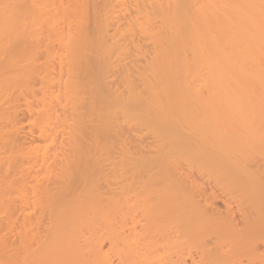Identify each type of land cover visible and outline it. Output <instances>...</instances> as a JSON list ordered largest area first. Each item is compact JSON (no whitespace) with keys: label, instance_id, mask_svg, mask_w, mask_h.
Returning a JSON list of instances; mask_svg holds the SVG:
<instances>
[{"label":"bare ground","instance_id":"obj_1","mask_svg":"<svg viewBox=\"0 0 264 264\" xmlns=\"http://www.w3.org/2000/svg\"><path fill=\"white\" fill-rule=\"evenodd\" d=\"M0 264H264V0H0Z\"/></svg>","mask_w":264,"mask_h":264}]
</instances>
